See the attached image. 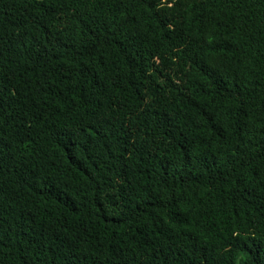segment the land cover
<instances>
[{
  "label": "trees",
  "instance_id": "trees-1",
  "mask_svg": "<svg viewBox=\"0 0 264 264\" xmlns=\"http://www.w3.org/2000/svg\"><path fill=\"white\" fill-rule=\"evenodd\" d=\"M0 264H264V0H0Z\"/></svg>",
  "mask_w": 264,
  "mask_h": 264
}]
</instances>
